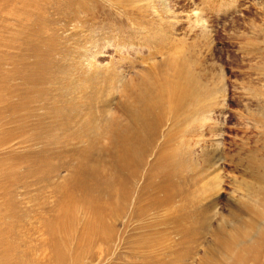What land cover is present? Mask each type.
<instances>
[{
	"label": "rangeland",
	"instance_id": "obj_1",
	"mask_svg": "<svg viewBox=\"0 0 264 264\" xmlns=\"http://www.w3.org/2000/svg\"><path fill=\"white\" fill-rule=\"evenodd\" d=\"M95 1L91 12L81 13L77 21L68 22L59 20V16L53 13V5L48 6L45 12L48 17L38 29L43 37L38 49L45 60L44 65L46 63L44 67L47 70H43L47 76L53 77L55 74V77L43 84L44 91H47L43 93L45 100L35 103L39 108L35 110L34 116L28 118L23 131L13 127L15 123L10 125L17 134L22 132L21 142L18 139L0 145V181L8 185L17 182V188L10 186L6 195L0 192V201L15 200L21 215L22 221L17 223L14 231L17 233L16 242L19 243L18 253L29 251L35 258L34 264H55L46 228L52 224V220L55 225L56 216L62 213L53 186L61 184L69 172L61 169L53 173V163L58 160L53 157V93L61 88L70 90L73 85H78L77 74L73 71L74 61L89 72L94 69L107 71L108 78L105 83L100 82L99 87L105 88L102 97L110 100L109 108L113 112L116 111L119 101L117 96L120 95L123 82L134 79L136 74H143L144 68L164 60L166 56L181 52L187 56L189 63L196 66L195 70L204 87L216 85L211 95L212 101L204 97L205 105L212 104L204 115L199 116L198 122L217 126L210 132L201 128V133L187 136L189 144L186 146L189 145L191 150L182 156L188 163L185 165L186 170L188 167L198 168L197 165H201L200 149L207 146L213 164L211 172L199 177L201 181L198 177L197 180L188 177L184 189L186 200L177 197L171 203L161 204L141 220L131 218L130 210L136 195L133 193L112 242L103 244L95 241L88 250L84 247L77 263L73 261L76 253L74 247L79 242L87 215L82 211L77 214L76 235L69 243L65 244L60 237L54 239H61L62 245H65L64 253L71 258L67 264H200L206 247L212 242V248H216L213 262L264 264V237L260 240L254 229L247 226L241 228L237 221L231 223L227 213L230 208L233 209L230 205L237 198L232 190L235 186L243 185L241 179L244 178L249 184L247 190L251 189V185L256 186L243 171V166L235 164L234 157L240 154L247 162L254 160L252 151L260 146L264 132V0H211V3L208 0H152L145 10L136 12L115 5L112 0ZM86 19L87 23H83ZM155 31L156 35L152 36ZM53 34L56 35L55 39ZM23 46L28 49L25 44L13 41L11 48H8L10 55L15 58L20 52L23 53ZM24 57L27 62L32 59L29 52H25ZM9 68L11 65L6 63L5 71ZM115 73H118L117 77ZM5 90L2 89L3 94ZM72 94L76 97L74 92ZM49 107H52L51 110ZM95 111L98 113L97 103ZM24 112L26 109L22 110ZM38 120L41 123L39 130L34 126ZM189 127L190 123L182 122L177 136L180 138L181 131ZM196 128L198 130V126ZM166 129L168 126L163 128ZM36 131L38 139L32 145L25 137ZM161 140L160 137L157 144ZM30 148L41 151L44 156V160L42 158L36 165L39 173L37 182L30 174H25L32 165L30 159L14 158L15 154L26 153ZM44 148L49 151L46 152ZM262 156L256 161H260ZM12 165L19 169L20 176L15 173L13 178L9 177L7 171ZM216 174L221 178V184L220 189L215 191V188H210L213 187L210 180ZM141 179L136 187L142 184ZM202 195L203 199L208 196L206 201L218 199L208 220L212 227H220V223L226 228L228 223V226L232 224L237 227L231 232L239 229L242 232L247 228L249 234L243 240L224 247H217L213 236L209 237V234L205 238L195 235L191 243L181 241L183 235L179 233L184 223L183 219L178 221L175 217L177 213L182 214V207L193 209L194 202L203 200ZM220 218L224 220V225ZM65 219H62V223L66 222ZM147 225L151 227L143 228Z\"/></svg>",
	"mask_w": 264,
	"mask_h": 264
},
{
	"label": "bare ground",
	"instance_id": "obj_2",
	"mask_svg": "<svg viewBox=\"0 0 264 264\" xmlns=\"http://www.w3.org/2000/svg\"><path fill=\"white\" fill-rule=\"evenodd\" d=\"M112 1L128 11L136 12L145 10L152 0ZM209 1L211 3V0ZM94 2L96 1L0 0V145L18 139L21 142L22 132L17 134L12 128L16 126L18 130L23 131L28 118L34 116L35 110L39 108L35 103L45 100L43 93L47 91H44L46 89H43V84L55 77V74L53 77L47 76L44 71L47 70L44 67L46 63L44 65L45 60L38 49L43 41L38 32L39 25L48 17L45 12L47 13L48 8L53 5V13L59 16V20L77 21L81 13L92 11ZM87 21L83 20V23ZM151 35H156V31ZM55 38L56 35L53 34V39ZM15 40L25 44L28 49L23 46L24 52L14 58L8 48H11V43ZM25 52L30 53V62L25 60ZM75 62L73 71L77 74L78 85H73L70 90L61 88L53 93V157L58 158L56 163H53V173L61 169L69 172L61 184L53 186L62 213L56 216L55 225L52 220V224L46 228L55 264H67L71 260L64 253L65 245H62L61 239H56L60 237L67 244L75 238L79 211L87 216L78 238L79 242L74 247L76 253L73 261L76 263L84 247L88 250L95 241L103 244L112 242L116 227L122 223L121 219L125 216L133 193L136 195L130 212L131 218L136 220H141L151 210L161 204L171 203L177 197L186 200L184 189L186 190L188 177L192 176L196 180L198 177L200 180L199 177L207 174L213 166L210 161L211 154L207 146H204L199 153L201 165H197L198 168L188 167L186 170L185 165L188 163H185L186 160L182 159V156L191 150L189 145L186 146L189 144L186 137L201 133V128L210 132L217 126L198 122L199 116L204 115L212 104L205 105L204 97L210 99L216 85L204 87L200 75L195 70L196 66L189 63L187 56L181 52L166 56L164 60L144 68L143 74H136L134 79L129 77L130 79L123 82L119 90L120 95L117 96L119 101L116 111L113 112L109 108L110 100L102 97L105 88L99 87L100 82H106L107 71L94 69L89 72ZM6 63L11 65V68L5 71ZM114 76L117 77L118 73ZM14 80L17 82H13ZM5 88L3 94L2 89ZM49 100L51 101L50 98ZM95 103L98 113L95 111ZM49 108L51 110L52 107ZM24 109L26 112L23 114ZM185 121L190 123V127L182 130L179 138V127ZM12 123H15L13 127L10 126ZM40 124V120L34 124L37 130ZM165 126H168V129L163 130ZM160 137L162 140L157 144ZM25 139L35 145L38 139L37 131ZM44 149L49 151L48 148ZM252 152L254 160L247 162L237 154L234 162L238 167L243 166V171L252 178L256 186L251 185V189H248L250 192L246 189L249 184L244 178L241 179L243 185L235 186L232 190L237 194L236 201L230 205L227 199L228 205L233 206L227 213L231 223L237 221V225H242L241 228L247 226L254 229L261 240L264 237V132L260 146ZM260 155H263L262 159L256 161ZM14 156L20 160L28 157L32 165L25 174H30L35 178V182L39 181L36 165L38 161L44 160L41 151L30 148L26 153ZM151 156L153 158L149 160ZM9 168L7 173L9 177L12 176L10 178H13L15 173L20 176L16 165ZM218 177L216 174L210 180L213 186L210 188H215V191L220 189L221 178ZM140 179L142 184L136 187ZM0 183L2 195L9 192L10 186L17 188V182L9 185L1 181ZM201 198H204L203 195ZM206 198L203 199L205 201L198 199L194 202L193 209L182 207V214L177 213L175 219H183L182 224L184 223L180 227L179 234L183 235L181 241L191 243L195 235L205 238L209 234V237L213 236L217 247H224L243 240L244 236L249 234L247 228L242 232L240 229L231 232L237 227L232 224L228 226V223L226 228L220 223V227H212L208 220L211 210L217 206L215 204L218 199L206 201ZM62 219L66 222L62 223ZM20 221L22 218L15 200L0 201V264H34L35 258L29 251L18 253L19 243L16 242L17 233L14 231ZM222 224L224 225V222ZM150 227L151 225H147L143 228ZM238 234L240 235L236 236ZM212 244L206 247L200 264H218L216 260L212 261L216 254V248H212Z\"/></svg>",
	"mask_w": 264,
	"mask_h": 264
}]
</instances>
